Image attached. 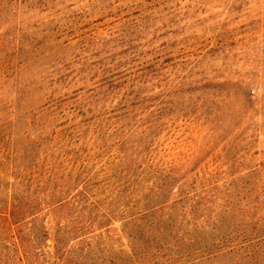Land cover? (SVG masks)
Segmentation results:
<instances>
[{
	"label": "rangeland",
	"instance_id": "obj_1",
	"mask_svg": "<svg viewBox=\"0 0 264 264\" xmlns=\"http://www.w3.org/2000/svg\"><path fill=\"white\" fill-rule=\"evenodd\" d=\"M0 264H264V0H0Z\"/></svg>",
	"mask_w": 264,
	"mask_h": 264
},
{
	"label": "trees",
	"instance_id": "obj_2",
	"mask_svg": "<svg viewBox=\"0 0 264 264\" xmlns=\"http://www.w3.org/2000/svg\"><path fill=\"white\" fill-rule=\"evenodd\" d=\"M19 202V201H18ZM15 201L8 209V214L3 219L6 222H10L12 219H14L19 214V203Z\"/></svg>",
	"mask_w": 264,
	"mask_h": 264
}]
</instances>
